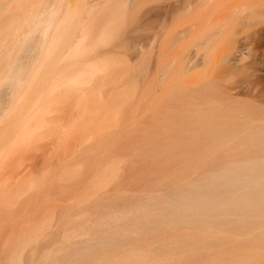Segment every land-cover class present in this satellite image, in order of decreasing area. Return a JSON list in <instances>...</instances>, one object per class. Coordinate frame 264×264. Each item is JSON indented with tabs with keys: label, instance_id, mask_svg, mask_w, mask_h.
Listing matches in <instances>:
<instances>
[{
	"label": "bare ground",
	"instance_id": "bare-ground-1",
	"mask_svg": "<svg viewBox=\"0 0 264 264\" xmlns=\"http://www.w3.org/2000/svg\"><path fill=\"white\" fill-rule=\"evenodd\" d=\"M107 2L0 0V213L26 187L46 185L27 178L10 187L4 160L47 125L53 102L93 87L119 60L98 47L118 36L163 79L177 62L175 84L149 100L136 137L94 142L127 153L107 154L92 185L136 168V187L117 179L57 225L46 213L27 220L25 235L0 246V264H264V0H174L171 37L150 21L141 47L119 36L131 2ZM76 172L66 167L61 180Z\"/></svg>",
	"mask_w": 264,
	"mask_h": 264
},
{
	"label": "rangeland",
	"instance_id": "rangeland-1",
	"mask_svg": "<svg viewBox=\"0 0 264 264\" xmlns=\"http://www.w3.org/2000/svg\"><path fill=\"white\" fill-rule=\"evenodd\" d=\"M79 1L70 0V3L75 4ZM111 1L108 0L106 4ZM127 1L131 2V6L120 28L119 36L124 35L127 40L135 39L140 43L139 47L144 46L150 29L149 22L152 21V26L166 25L163 37H171L177 14L171 9L174 0ZM115 39L117 41L113 43L114 45L103 44L95 51L103 50L106 51L104 55L112 54L111 56L119 59L94 78L91 88L100 89L97 88L94 95H88L90 87L74 88L64 100L57 99L52 103L51 110L41 117L45 119L47 125L37 133L36 138L26 148L15 150L4 160V180L10 187L27 178L36 180L38 178L39 181L42 179L41 181H46V185L38 190H28L26 187L25 192L20 193L12 204L5 207V212L0 213L1 248H7L4 245L7 239L9 242L21 233L25 235L23 229L27 225L23 224L27 220L30 221L28 225L33 222L35 225L47 214L49 218L53 216L51 221L57 225L58 221L64 219V212L75 218L74 215L79 214L74 212L81 208L78 202H82L83 206H89L99 194L114 189L117 179L122 186L136 187L134 181L132 182V175L137 174L136 168L133 170L125 168L117 179L112 183L108 182L110 184L103 183L105 185H101L102 187H99L98 183L92 185L98 181L95 180L97 178L95 172L107 154L109 156L114 152L122 156L127 153L118 143H109L99 149L94 142L105 138L121 141L124 138L129 140L136 137L134 133L141 132L142 124L147 123V118H150L147 109L149 100H158L166 95V89L175 84L177 62L171 63V71H168L169 74L164 79L158 76L156 69L149 74L146 71L148 60L137 56L133 48L125 49L123 42H118V36ZM170 42L169 40L166 43ZM166 57L169 58L167 55ZM150 64L153 68L157 67L156 60ZM115 96L123 98L117 102L119 104L116 111L112 110ZM66 167L77 172L73 177L63 181L61 173ZM92 186H97L95 192L100 188L97 193L93 191ZM89 189H92L94 194ZM85 190L87 193L90 192L89 196ZM80 194L83 198L84 194L89 198L85 197V200L80 201ZM54 236L56 239L53 241L56 244L60 235ZM29 248L25 250L26 253L29 252Z\"/></svg>",
	"mask_w": 264,
	"mask_h": 264
}]
</instances>
